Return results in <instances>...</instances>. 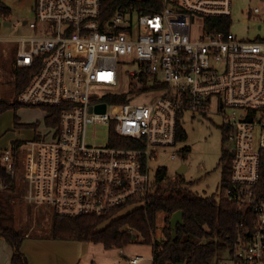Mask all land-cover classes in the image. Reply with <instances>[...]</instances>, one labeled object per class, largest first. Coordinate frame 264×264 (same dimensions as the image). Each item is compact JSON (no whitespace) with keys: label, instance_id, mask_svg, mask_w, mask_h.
<instances>
[{"label":"built area","instance_id":"obj_1","mask_svg":"<svg viewBox=\"0 0 264 264\" xmlns=\"http://www.w3.org/2000/svg\"><path fill=\"white\" fill-rule=\"evenodd\" d=\"M232 3L162 0L155 14L107 21L103 0H35L34 19L19 23L34 35L0 38L16 49L14 69L38 71L15 101L52 119L19 148L25 203L63 217L145 206L160 172L171 178L161 158L181 159L171 149L184 116H215L232 159L224 197L253 214L215 264H264V35L241 40L210 21L231 19ZM125 77L127 92L120 89ZM148 93L154 98L135 103ZM13 149L0 166L14 178ZM145 261L132 257L128 264Z\"/></svg>","mask_w":264,"mask_h":264},{"label":"trees","instance_id":"obj_2","mask_svg":"<svg viewBox=\"0 0 264 264\" xmlns=\"http://www.w3.org/2000/svg\"><path fill=\"white\" fill-rule=\"evenodd\" d=\"M162 6V0H103L102 16L109 21L119 13L155 14L162 9ZM10 16V8L0 2V18L8 20ZM210 21L220 25L223 31L230 30L231 19L214 18ZM15 54L16 49H13L12 64ZM13 73L16 97L29 86L38 71L14 69ZM121 99L119 102H125V98ZM19 107L22 106L16 101L10 103L7 100H0V114ZM49 110L56 114V108ZM18 120L19 118L16 117V121ZM45 122L47 125L52 124L51 117L47 116ZM53 124H57V120ZM25 126L37 127L35 124ZM187 137L184 129L180 128L178 142L186 140ZM223 140L225 142V139ZM21 145L22 142L13 145V155L17 160L18 170ZM190 151V148L183 151L184 160L187 152ZM222 161L231 164L224 169L221 195L218 199L215 196H201L185 188L183 176L178 175L175 179L165 180L167 171L162 170L156 189L145 206H136L121 215H117V210L101 216L63 217L54 213L50 239L102 244L106 249H125L141 237L145 244L154 246L153 264H215L228 249L234 247L241 223L253 218L251 212L224 197L232 176V159L229 150L223 149ZM0 185L4 186L0 188V240L4 239L12 248V264H30L22 253L26 235L16 228L14 214V202L21 199L24 190L22 192L18 188L16 177L13 178L1 166ZM260 188L264 192V154ZM179 211L184 213L183 224H179L176 232H173L171 218ZM160 214L165 215V226L162 229L163 237L158 241L156 234Z\"/></svg>","mask_w":264,"mask_h":264},{"label":"rangeland","instance_id":"obj_3","mask_svg":"<svg viewBox=\"0 0 264 264\" xmlns=\"http://www.w3.org/2000/svg\"><path fill=\"white\" fill-rule=\"evenodd\" d=\"M11 10L8 20L0 18V38L12 42L16 38L31 37L34 35L29 26L19 25L22 21H32L34 19L35 0H0ZM259 8L264 13V0H233L230 31L241 40H254L263 37L264 31L259 30V26L264 28V14L258 16L254 14V9ZM248 20V22H246ZM9 22L11 26H5ZM9 43L0 45V100L15 102V76L12 66V49ZM4 51L7 52L5 56ZM129 78L125 77L120 89L127 92ZM154 93H148L136 99V104L147 103L154 98ZM47 112L37 107L24 106L11 108L0 114V162L7 150L11 149L16 142L28 144L35 141L37 135L46 131L45 118ZM16 117L19 118L16 121ZM18 125H17V124ZM37 125V127H26L25 125ZM24 125V126H21ZM182 127L187 133L186 140L180 141L176 148L179 150L181 159L178 161L169 160L168 157L161 158L169 168L171 178L178 177V170L182 165H187L188 170L183 175L185 188L198 193L201 196H215L217 199L221 195V182L224 169L230 165L223 160V149H229L225 144L221 129V120L215 116L203 117L187 113L182 121ZM99 136H105L103 131L98 132ZM190 148L184 160L183 151ZM185 161V162H184ZM18 188L23 192L24 182L21 168L16 173ZM14 214L16 217V228L26 235V240L22 247V253L27 257L30 251L40 255L44 251L51 254L50 262L64 261L72 264H128L132 257H144L142 264H153L154 246L145 244L140 237L134 244L125 249H106L102 244L82 243L75 241H60L50 239L53 210L36 208L26 204L23 196L14 202ZM133 208L122 212L128 213ZM165 215L160 214L158 218V231L156 239H162V229L165 226ZM52 240V241H51ZM55 243V244H51ZM8 249L2 248L0 258L12 259L13 252L11 246L6 242ZM53 245H55L53 247ZM52 249L51 251H49ZM46 253V254H48ZM7 255V257L5 256ZM12 254V255H11ZM27 254V255H26ZM29 257V255H28ZM27 257V258H28ZM59 257V258H57Z\"/></svg>","mask_w":264,"mask_h":264},{"label":"crops","instance_id":"obj_4","mask_svg":"<svg viewBox=\"0 0 264 264\" xmlns=\"http://www.w3.org/2000/svg\"><path fill=\"white\" fill-rule=\"evenodd\" d=\"M79 243L82 244V242H79ZM5 244H6V241L4 239H1L0 240V249L6 248V250L8 251L7 247H5L6 246ZM51 244H55V243H52L51 242ZM54 246L55 245H53V247ZM2 250H0V251L2 252ZM51 250L52 249H50L49 251H51ZM11 251L13 252V250H11ZM26 253L29 255V257H28V255L26 254L27 257H28V260H29V263L30 264H68V262L65 263L64 261H60V259H58L57 262H54V261L50 262L51 257H54V258H56V257L55 256H51V254L48 253L47 250L44 251V254L43 255H40V256H39L40 252L37 253V252L30 251V254L28 252H26ZM46 253H48V254H46ZM5 256L7 257L6 254H5ZM57 258H59V257H57ZM11 260L12 259H10V256L8 257V259H6V258L5 259L0 258V264H12ZM72 264H78V263H77V261L76 262L74 261Z\"/></svg>","mask_w":264,"mask_h":264},{"label":"water","instance_id":"obj_5","mask_svg":"<svg viewBox=\"0 0 264 264\" xmlns=\"http://www.w3.org/2000/svg\"><path fill=\"white\" fill-rule=\"evenodd\" d=\"M6 26H10V23H6ZM106 106L103 105L102 107H100L101 110H105ZM188 170V166L187 165H182L180 167V169L178 170V173L180 176H183L185 174V172ZM183 218H184V213L179 211L177 213H175L172 218H171V227L173 232H176L177 227L179 224H183Z\"/></svg>","mask_w":264,"mask_h":264},{"label":"bare ground","instance_id":"obj_6","mask_svg":"<svg viewBox=\"0 0 264 264\" xmlns=\"http://www.w3.org/2000/svg\"><path fill=\"white\" fill-rule=\"evenodd\" d=\"M214 20V19H213ZM218 22V21H217Z\"/></svg>","mask_w":264,"mask_h":264}]
</instances>
